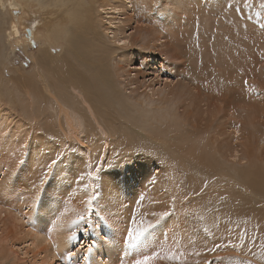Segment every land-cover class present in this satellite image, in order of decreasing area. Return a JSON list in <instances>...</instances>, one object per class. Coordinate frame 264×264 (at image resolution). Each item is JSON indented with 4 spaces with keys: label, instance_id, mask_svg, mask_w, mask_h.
I'll return each instance as SVG.
<instances>
[{
    "label": "bare ground",
    "instance_id": "bare-ground-1",
    "mask_svg": "<svg viewBox=\"0 0 264 264\" xmlns=\"http://www.w3.org/2000/svg\"><path fill=\"white\" fill-rule=\"evenodd\" d=\"M9 8H13V10ZM15 10H22L20 12L29 17L28 21H22L27 27L25 28L22 23L19 26L17 22H8L6 24L8 27L4 31L5 38L7 40L15 39L18 42L20 31L28 28L25 35L27 38L31 36L28 40H39L40 42L42 50L39 59L43 51L49 58H52L53 51L58 48L62 51L61 56L66 61L65 63L69 61L65 59H72L73 63L74 58L86 55L85 51H81L82 45L87 41L84 37L90 38L91 41L95 40L94 46L88 49L86 58L90 60L92 66H96L94 69L100 77L99 80L91 71L83 73L78 79L68 80L76 100L80 98L77 103L82 113L75 108L76 103L70 101L72 98H69L68 93L56 94L51 89L50 81H43V84L40 83L42 87L37 86L39 90L30 91L25 87V82L28 79L21 78L25 89L19 95L24 97L23 100L18 98V83L9 81L11 87L15 88L16 100L19 99L20 104L26 105L22 111L30 117L32 128L38 126L37 123L42 120L40 122L42 127L35 130V133H40L41 130L47 132L52 129L55 131L54 133H59L58 136H70L75 141H79V134L84 128L92 126V121L95 124L94 131L96 134L99 132L101 137L88 144L82 141L80 145H83V149L77 150L81 154L84 153L85 160L89 162L91 153L104 154L105 146L108 145L107 137L110 136L108 131H114V129L116 131L119 114H124L125 120L130 118L134 121L133 123L141 125L142 130L149 129L148 131L151 132L154 139L149 133L133 130L136 132L134 136L136 138H133L131 142L134 144L136 141L137 145L131 149L135 150L130 148L126 150L116 161L118 163H115L109 171L121 177V179L118 178L121 194L118 197L121 202L123 200L121 198L124 196L123 192L128 191L131 187L130 177L125 178L122 175L128 172H131L129 174L138 172L142 177L137 182L144 184L149 193L144 195L141 200L143 202L139 204L138 214L141 211L142 214H148L146 222L149 219L156 221L157 215L164 211L168 212L170 207H175L177 210L178 207L175 203L185 196L180 188L176 187L177 175L171 165L175 160L180 166L182 164L183 170L190 169L186 163H191L194 168L207 172L212 171L213 173L217 169V171L231 173L229 180L233 186L221 194L224 195L223 198L226 202H222L221 198L217 203L215 201L214 194L223 191L215 189V186L220 184V179L216 178L206 181L204 184L200 183L193 188L196 198L202 197L201 200H205L210 197L212 203L207 201L203 205L201 201L202 204L184 206L189 207L188 211L183 208L185 214L190 212L187 214L188 219L186 217L185 223L183 219L186 215L179 218L186 224L187 229L178 230L181 229L177 228L178 224L174 228L176 223H172L173 228L181 231L179 233L175 230L179 233L180 238L187 230L186 234L191 231L188 235L193 242L188 239L189 237H182L187 238L188 243L191 242L189 246L192 249H198L196 254L190 257L192 261L189 264H222L226 259L224 252L230 254L231 260L241 261L243 264H264V198L259 201H256L255 198L253 202L238 204L235 198L236 194L232 192L239 187V185L236 186V178L242 171L245 172L246 168L264 170V152H262L264 147L262 148L263 144L260 146L257 143L260 138L256 139L257 142L254 139L257 127L258 130H261V126L264 125V0H0V24L3 20L2 12L10 15ZM45 14L49 15L46 16L47 20L45 17L44 19L41 17ZM40 30L44 33L41 34ZM78 30L80 33H76ZM22 31L24 32V30ZM195 48L197 53L193 54ZM3 49L0 43V67L4 70ZM93 51L96 53L93 54ZM198 56H200V60H198ZM107 65L110 71L107 69ZM36 72L37 70L33 73L34 85L39 83V74ZM19 89L21 88L19 87ZM2 92L0 81V97L3 95ZM7 95L9 96L8 101L11 103V91H8ZM34 104L36 105L34 106ZM42 104L50 114L39 112V107ZM108 107H111L112 110H108ZM5 111L7 109L0 104V183L3 182V184L6 183L5 179L7 178L3 179V175L7 176L13 171L12 166L5 159L15 155L19 156V146L27 144V140H29L27 137L30 136V133L32 134L30 127L27 131L22 130L25 124L14 121L15 116L13 114L9 116ZM43 118H45L44 123ZM125 125L127 127V124L124 123ZM22 133L24 135L20 136ZM259 134L257 137L260 136ZM90 135L91 132L87 134V139ZM36 136L35 139L38 138L37 134ZM97 141L102 142V146ZM101 149L102 151H100ZM33 150L35 151V148ZM31 152L36 158L34 159L40 161L38 153ZM29 158H31L30 154ZM64 159L66 158L64 157ZM44 160L46 161V159ZM67 160L69 161L68 158ZM64 164L67 163L64 161ZM48 167L46 165L43 171V173L47 171V176L50 172ZM152 167L158 169L155 174H152ZM53 168L55 169V167ZM257 172L258 170L255 171V173ZM219 175L221 174L219 173ZM211 176L216 177L215 174H211ZM64 177V181H67L66 176ZM257 179L259 180V178ZM55 180L63 179L56 178ZM7 188L6 190H8ZM77 188L79 189V186ZM159 192H162V195ZM242 192L245 194L244 197L250 198L253 195L251 190H247V187H243ZM34 193L31 196L28 195L29 197L25 193H21L17 199L19 209L20 207L26 210L30 209ZM138 194L136 195L138 196ZM46 195L57 210L67 209L66 207L70 205L50 191H47ZM166 195L177 201L171 204L167 202V199L165 202L164 196ZM147 197L148 199H146ZM229 198L231 200L233 198L235 201L229 203ZM36 200L34 201L36 202ZM35 202H32V205ZM23 211L25 210L18 212ZM14 212L16 210L13 213L9 212L11 216H7V219L12 220H10V224L18 225V222H23V220H18L16 217L18 215ZM6 213L8 214V211L0 205V217L4 218ZM44 216L42 214L39 217L40 221H44ZM66 218L65 215L57 212L52 221L62 224L61 222H65ZM40 221H38L39 224H42ZM175 222L180 221L176 220ZM159 224L160 222L157 223V225ZM167 224L170 225L169 222ZM101 225L99 222H95L93 225L96 231L103 230L104 236L93 241L95 254L89 264H113L115 261L118 262L117 258H120L118 251L121 254L129 253L125 249H128L126 245L123 248L117 238H111L114 233L117 234L115 230L111 228L114 233L109 236ZM167 226L166 228L162 225L158 226L160 228L156 231L164 232L163 235L168 234ZM39 227L40 225L34 227L33 234L29 235L25 232L26 230L21 229L20 225L18 226V233L27 234L30 237L29 250H32L36 243L45 244V240H41L42 237L38 236V230L41 228ZM48 230L51 240L55 236V232L49 228ZM30 233L32 232L30 231ZM166 236L167 241L171 240L169 237L171 235ZM219 238L226 239L227 242L226 240L223 242L222 239L221 242L229 245L226 244L228 247L224 246L215 253L216 251L209 244L217 243ZM0 240L7 241V238L2 237V231H0ZM173 241L175 244L177 243V240ZM181 241L183 240L181 239ZM185 241L184 243L187 242ZM243 241L246 243V248L241 250L240 244ZM46 242L48 243L47 240ZM86 243L87 238L85 237L82 245ZM8 245L9 247L13 246L10 243ZM56 247L60 248L57 245L54 249H57ZM184 249L182 252L185 251ZM261 249L263 250L260 253ZM10 250L12 251V249ZM85 250L77 248L73 253L68 250L60 254L62 255L59 256L61 263L84 264L83 260L87 254ZM140 250V248L136 249L138 254H140ZM43 252L45 251L41 250L40 253ZM12 254L18 260V252L12 251ZM138 254L134 255V260L139 258ZM46 256L48 255L46 254ZM49 256L54 258L50 254ZM103 256L105 259H102ZM79 261L81 262L79 263ZM230 264L236 263L230 262Z\"/></svg>",
    "mask_w": 264,
    "mask_h": 264
},
{
    "label": "rangeland",
    "instance_id": "rangeland-1",
    "mask_svg": "<svg viewBox=\"0 0 264 264\" xmlns=\"http://www.w3.org/2000/svg\"><path fill=\"white\" fill-rule=\"evenodd\" d=\"M9 9L13 10V8H9ZM20 11L22 12V10L12 11V13L10 15L6 14V12L1 13V15L3 14V17H2L3 20H2V24H0V43L4 48L3 54L5 56V64H4V70L0 67V81H1V89L3 91L2 92L3 95L0 97V104H2L3 108L7 109V111H5V112L8 113L9 116L11 114H13L15 116L14 121H20L23 124H25V126L22 128V130L27 131L28 127H30L32 134L33 133L34 134H33V136H31L32 134L30 133V136L27 137L29 139V140H27L28 141L27 144H25V145L22 144L19 146L20 148H18V152L20 151L22 156L20 155V153H18L19 156L15 155L13 157H8L5 159L6 162L10 163V165L13 168V171L11 173H9L7 176L3 175V179L7 177L5 179L6 183L4 182L5 184H3V182L0 183V184H2V185H0V189H1L0 190V205L2 206V208L4 210L8 211V214L6 213L4 218H3V216L0 217V231H2V237L7 238L6 242L0 240V264H62L60 257H59L62 255H60V254L65 253L68 250H70L69 252L73 253V252H75V250L77 248H79L80 250L86 249L85 251L87 254L84 257L83 262H84V264H89V262H91V260H92L91 258H93L94 254H95V247L93 245V241H95L96 239L103 238V236H104L103 230L96 231L93 228V225L95 222L101 223L102 224L101 226L103 227V229H105V231L109 234V236H111L114 233V231H111V228H113L117 234L114 233L111 236V238H113V239L117 238L120 241L123 248H125V245H126L125 240H126V236H127V231L129 229V227L131 226L132 219L135 217V219L138 222L143 221V220L145 221L148 219V214H146V215H145V213L142 214L143 213L142 211H141V213H139L140 216L138 214L139 204L140 203L142 204V202H143L141 200L143 199L144 195H148V193H149L144 184H142L141 182L140 183L137 182V180H141V178H142L139 176V173L137 172L135 174H129L131 172H128V173L122 175L125 178L130 177L129 179H130V185H131V187L129 188L128 191L126 190L125 192H123L124 196L121 199H123L125 201L122 200V202H123L122 203L121 200H119V197L121 195L120 194V188H119V185H120L119 179H121V177H119L116 173L109 172L110 169L115 165V163H118L116 161L119 160V157L126 150H129V148L131 149L132 147L137 145L136 141L134 142V144L131 142V140L133 138H136V137H134L136 135V132L133 130H136V131L140 130L141 131L143 129V127H141V125H139L138 123H133L134 121L130 118H129V120L128 119L125 120L124 114L123 115H122V113L119 114L118 119H117V124H116L118 127H116V131L114 129L115 133H114V131H108V134L110 135V136L107 135L109 147H108V145L105 146L103 155L99 154V152L91 153V159H89V162L87 160H85L84 153H82V154L79 153V151H80L79 149H81V150L83 149V147H82L83 145H80V143L83 141L85 144H88V143H91V142H94L95 140H97L98 137H101L99 132H97V134H96V132L94 131L95 130L94 129L95 124L91 120L90 121H91L92 126L84 128V130H82V133L79 134V136H80L79 141H75L70 136H65V137L58 136L57 134H59V133H54L55 131L52 129L47 130L48 133L45 132L46 130H44V131L41 130L40 133L39 132L35 133L36 132L35 130L42 127L40 125L41 124L40 122H42V120H40L41 119L40 118L39 119L40 121L38 122L39 124L37 123L38 126L32 128V121L30 120V117L27 116V114L22 111V109H24V107L26 105L19 103V101H20L19 99H21V100L24 99V97L20 96L19 94H21L20 93L21 91H24L25 87L27 89H29L30 91H36L38 89L37 86L42 87L41 84H43V81H45V82H46V80L50 81L51 82V89L54 90V92L56 94L68 93L69 98H72V99H70V101L75 102L76 103L75 108L78 110V112L82 113L81 112L82 110L80 109V106L77 103V101L78 102L80 101V98L78 97L79 99L76 100V96H74V92H72V90L69 87L68 80L70 81V79H78L80 77V75L82 76L83 73L85 74L88 71H91L93 73V75L98 78V80L100 77H99V75H97V73L94 69V67H96V66H92L90 60H88L86 58L88 55L87 54L88 49L90 47L94 46L95 40L91 41L90 38L88 39V38L84 37L87 41H85V43L82 45L81 51H85L86 55L84 57H83V55L79 56L80 58H77V59L74 58L75 61L73 60L74 61L73 63H72V59H65V60H69V61H67L68 63H65L66 61H64L63 57L61 56L62 51H60V49H58V48H56L55 51H53V57L52 58H49V56L46 54V52L43 51V53L41 54V58L39 59L38 57H39L41 50H42L40 47V42H39V40H31L30 41V40H28V38H30L31 36H28V38L25 36L26 30L28 28L25 29L27 26L24 23H22V21L23 20L28 21L27 19H29V17L25 16V14L21 13ZM32 13H34V12H32ZM46 16H49V15L45 14V15H42L41 17L44 19V17L46 18ZM21 18H24V19H21ZM5 19H7V20H5ZM47 19L48 18H46V20ZM11 21L17 22V24L19 26L21 23L23 24V26H25V28L22 29V30H24V32L20 29L22 32L20 31V36L17 38L18 42L15 39L7 40L5 38V32L4 31H6V29L8 27L6 24H8V22H11ZM18 21H20V22H18ZM2 33H4V34H2ZM40 33L42 34L44 32H42V30H40ZM76 33H80V30H78ZM2 37H4V38H2ZM24 38L26 39V41ZM63 51H65V49H63ZM95 53L96 52L93 51V54H95ZM194 53H197L196 48L193 50V54ZM39 60H41V61H39ZM198 60H200V56H198ZM80 61H82V62H80ZM69 62L72 64H70ZM44 63H46V64H44ZM73 66H74V68H72ZM41 68H43V69H41ZM65 68L68 71H65L66 70ZM107 69L110 71L108 65H107ZM36 70H37L36 73L39 74L38 85L33 84V77H34L33 73H35ZM42 70L44 73L42 72ZM71 71H73V72H71ZM42 73H43V75H42ZM14 78H15V80H12ZM21 78L28 79L25 82V85H26L25 87H24L23 83H21V80H22ZM9 81L18 83V98H19L18 101L15 98V96H16L15 88L13 86L11 87ZM21 86H23L24 88ZM19 87L21 89H19ZM45 88H47V87L45 86ZM8 91H11V99L13 100V101L11 100V103L8 101V99H9V96L7 95ZM35 105L36 104H34V106ZM6 106H9V107H6ZM53 108H55V105H53ZM29 109H30V107H29ZM107 109L112 110L111 107H108ZM34 112H36V111H34ZM39 112H44V113L46 112L47 114H50L49 110L45 108L44 104H42L39 107ZM34 114H36V113H34ZM44 119L45 118H43V123L45 122ZM124 123L127 124V127H126V125L124 126ZM131 124H133V125H131ZM131 127H134V128H131ZM259 128H260V126H259ZM263 128H264V125L261 126V130L260 129L258 130V127H257L256 133L254 134L255 141L257 142L259 140L257 143L260 144V146L263 144L262 148L264 147V134H263L264 129ZM148 130L149 129L145 128V130H142V131L149 133L150 136L153 138L151 132ZM80 131H81V129H80ZM262 131H263V133L259 134ZM89 132H91V135L87 139V134H89ZM24 133L20 134V136H23ZM36 134L38 135L37 139H35L37 137ZM52 134H54V135H52ZM258 134L260 135L259 137H257ZM40 136H42V137H40ZM57 136H58V138H57ZM258 138H260V139H258ZM44 139H46V140H44ZM256 139H258V140H256ZM97 142H98V144L100 143V145L102 146V142H99V141H97ZM40 143H42L43 145ZM65 143H66V145H65ZM139 144H144V143H139ZM96 145H97V143H96ZM32 148L33 149L35 148V151ZM40 149H42L41 150L42 152L40 151ZM77 150H79V151L77 152ZM131 150H135V149L133 148ZM31 151L38 153V155H39L38 158L40 157L39 158L40 161L35 160L36 158L33 156V153ZM100 151H102V149ZM262 152H264V148H263ZM67 153L69 155H66ZM29 154H30L31 158H29ZM71 155H73V156H71ZM67 156H69V157H67ZM64 157L66 159H64ZM67 158L69 159V161L67 160ZM166 158H167V156H166ZM44 159H46V161ZM53 161H55L56 164L53 163ZM64 161L67 164H64ZM17 162H19L18 165H17ZM51 162H52V164H51ZM60 162H62L63 164ZM185 162H188V161H185ZM182 163H183V161H182ZM48 164L51 165L52 170H50L49 175L47 176L48 178L47 177L43 178V174H45V173H43L44 167L46 165L49 166ZM66 165L68 166L67 168L65 167ZM171 165H173L172 169L175 172V174L177 175L176 187L177 188L179 187L181 192L185 196L183 199H180L178 203L176 202L177 201L176 199L168 197V195L164 196V199H165V202L168 199L167 202L168 203L170 202L171 204L176 202L175 205L178 207L179 210L178 209L176 210L175 207H170L168 209L169 210L168 212L164 211V213L157 215L158 218L155 219L156 221H154V220L151 221V219H149L151 222L148 220L147 223L153 224L154 225L153 228H155V229H153V228L150 229L143 236V238L137 244V247H135L134 249L125 248L127 251H129L128 254L127 253L121 254L118 251V257H120V258H117L118 262L115 261V263H113V264H116V263L117 264H127V261H128V264H131L132 261L134 260L133 259L134 255L136 253L138 254L136 249H139V248L141 249L140 254H138L139 257L142 255H150L153 252L158 251L161 253H175L180 258L179 261L174 260L176 262H173V261L169 262V260L157 259L156 264H160V263L161 264H167V262H168V264H170V263L171 264H189L192 261V260H190V257L194 256L196 254V252L198 251V249H192V247L189 246V243H191V242L188 243V241L189 240L192 241V240L188 234L191 231H189L186 234V232L188 231L187 230L186 232H184L183 235L180 234V235H182L181 238L179 236V233H181V231L179 232L178 230H182V229L186 230L187 229V226L185 224L186 223L185 220H186V217L188 219L187 214L190 213V212H188L187 214L184 213L185 211L189 210V207H184V206H190V205L193 206L192 204H195V205L197 203L202 204V202L204 205V203L207 201L212 203L210 197H207L205 200H201L202 197L196 198V192H193V188H195L200 183L204 184L206 181H209L211 179H216V178H218V180L220 179V181H219L220 184H217L215 186V189L223 190V191L220 193L214 194L215 201L217 203L221 198L222 202H226L225 199L223 198L224 195H221V194L224 191H226V189L227 190L231 189L233 186V185H231L230 180H229V178H230L229 176H231V173H228L226 171H223V172L217 171V169H215L213 171V173H212V171L207 172V171L202 170V169L194 168L191 165V163H186V165L190 169L185 168V170H183L184 168L181 167L182 164L180 166V164H177L176 160H175V162L171 163ZM53 167H55V169L56 168L57 169L55 170ZM58 170L59 171L62 170V171L59 172ZM187 170H188V172H186ZM245 170H246L245 172L242 171L240 173L239 177L236 178L238 180V181L236 180V186L238 187V185H239V187L236 188L235 190H232V192L236 194L235 198H236V201L238 204H246V203L253 202V201H255V198H256V201L262 200V198H264V195H263L264 194V192H263L264 191V184H263V182H264L263 181L264 180V174H263L264 170H262L263 172L259 169H252L251 170L250 168H246ZM256 170H258L257 173H255ZM71 171H72V173H71ZM151 171H152V174H155L158 171V169H156L155 167H152ZM249 171H250V173H248ZM13 172L15 175L12 174ZM52 172H54V173H52ZM259 172H262V173H259ZM50 173H52V174H50ZM88 173H92V176H93L92 179L93 180L91 178H89ZM207 173H210V174H207ZM219 173L221 175H219ZM211 174H213V175L215 174L216 177L213 176L214 177L213 178L211 176ZM256 174H258V175H256ZM62 175L66 176L67 181H64L65 177ZM56 176H58V177H56ZM60 176H62V177H60ZM217 176H219L221 178H219ZM224 176H226V177L223 178ZM259 176H261V177H259ZM40 177L45 179V183L43 185H40V180H41ZM55 177L57 179L59 178V179H63V180H59V181L55 180L56 179ZM199 178H200V181H199ZM204 178H206V179H204ZM257 178H259V180ZM8 179H10L9 180L10 182L8 181ZM249 179H251L252 182ZM61 181H63L64 183ZM191 181H194L196 184L194 182H191ZM224 181H225V183H224ZM254 181H256V182H254ZM259 181H261L262 184L259 183ZM60 182H61V184H60ZM248 184H249V186H248ZM90 185H91V187H90ZM240 185H242V186H240ZM262 185H263V187H262ZM37 186H39V187H37ZM78 186H79V189L77 188ZM7 187H9L10 189H8ZM243 187L244 188L247 187V190H251V192L253 194L252 196H250L251 199L247 196L244 197L245 194L242 192ZM260 187H262V188H260ZM6 188L9 191L6 190ZM56 188H61V189H56ZM80 189H82V190H80ZM237 190H239V191H237ZM47 191L54 193L56 196H58V198H60L61 200H64V202H68L70 205H68V207H66L67 209L62 208L64 211L63 210H57L54 203L48 199V197L46 195ZM32 192L33 193L35 192L34 196L32 198V202H35L34 200L37 199L36 202L33 203V205L31 202V207L29 210L23 209V207H20V209H19V207L17 206L18 205L17 199L19 198L21 193H25L27 196L28 195L31 196L33 194ZM126 193H127V195H126ZM159 193H160V195H162V192H159ZM136 194H138V196ZM90 196L94 197V200H93V203L91 205V210L89 211L88 206H86V205H87V201L89 200ZM127 198H128V200H127ZM161 198H163V197H161ZM146 199H148V197ZM234 201H235V199L232 198V200H231V198H229V203H232ZM125 202L128 204L126 205ZM51 203H53V204H51ZM189 203H191V204H189ZM121 206H122V208H121ZM15 207H17V208H15ZM48 207H50V208H48ZM110 208H112V209H110ZM118 208L121 210H119ZM183 208L185 209V211ZM18 209L20 211L21 210H25V211H23L24 213L18 212L19 211ZM107 209H110V210H107ZM134 209H137V210H134ZM14 210H16V212H14V213L16 215H18V216H16L17 219L23 220V222L22 221L18 222V225L17 224H14V225L10 224L11 219H9V220L7 219L9 216H11L9 212L13 213ZM44 210H47V211L44 212ZM181 210L183 211V213L181 212ZM61 211H63L64 213ZM57 212H60L62 215H65L67 217L66 221H67V219H69V221H67V222L62 221L61 222L62 224H60V222H59V224H56V222H53L52 219H53L55 213H57ZM174 213H175V215H174ZM19 214H21V215H19ZM40 214L45 215L43 218L44 221H42V220L40 221V218H39V217H41ZM162 214H164L163 219H160ZM80 215L85 216V218H86L85 223L82 224L79 228H76V229L70 228L69 225L72 224V221L76 220ZM179 217L180 218L184 217L183 221L185 223L183 221H181L182 219H180ZM172 220H174V221H172ZM176 220L180 221L181 223L175 222ZM38 221H40V223H42V224H39ZM37 222H38V225H40V227H41V228L39 227L40 230H38V236L42 237L41 240H43V239L45 240V244L40 245V244L36 243V245L34 244V248L32 250H29L30 248L28 246L30 244V240H29L30 237L27 234L18 233V226L20 225V227L23 231L26 230L25 232L29 233V235H32L34 227L38 226L36 224ZM159 222H160V224L157 225V223H159ZM168 222L170 225L167 224ZM172 223H176V224H174V226L178 224L177 225L178 227L177 226L174 227ZM183 223H184V225H183ZM48 225H50V226H48ZM155 225H157V226H155ZM161 225L164 228H166L167 225L169 227H171V228H169L167 226V229L169 232L168 234L163 235L164 232L159 233L160 230H159V232L156 231L157 229L160 228L158 226H161ZM164 225H166V226H164ZM184 226H185V228H184ZM173 227L174 228L177 227V228H181V229L177 230V229H174ZM48 228L55 232V236L53 238H51V240L49 238L50 233H49ZM66 229H68V230H66ZM28 230H30L32 233H30V231H28ZM175 230L179 233H177ZM74 231L77 233V238L75 240H70ZM171 231H173V232L170 234ZM68 232H70V233H68ZM174 233H176V234H174ZM39 234H41V235H39ZM114 235H115V237H114ZM117 235H118V237H117ZM161 235H163V236H161ZM169 235H171V236H169ZM165 236L170 237L171 240H168L170 242L169 243L170 245L168 244V241H167L168 238H165ZM39 237H38V239L40 240L41 237L40 238ZM85 237L87 238V243L85 245H82L85 241ZM120 237H122V239H120ZM182 237H187V238L189 237L188 238L189 240L187 238H182ZM52 239H54V240L52 241ZM181 239L183 241H181ZM221 239L223 240V238H219L218 242L215 244H209L212 247V249L216 251L215 253H217L219 251V249L223 248L224 246L228 247V246H226V244L229 245L228 243H223L226 239L223 240V242H221ZM46 240L48 241V243L46 242ZM55 240H57V241H55ZM173 240H175V241L177 240L176 242L179 243L180 245H178L177 243L175 244ZM184 241L186 243H184ZM226 242H227V240H226ZM8 243L12 244L13 246L9 247ZM181 243H183V244H181ZM55 244H57L60 248L56 247L57 249H54V247L57 246ZM181 245H184V246L186 245L185 247L183 246L185 249ZM214 245H216V246H214ZM240 245H241L240 247L242 248L241 250L246 248L245 241H243V243H241ZM10 249H12L13 252H18V260L14 258V255L12 254V251ZM183 249L186 251V252L183 251L185 253L182 252ZM41 250H44L45 252L40 253ZM63 250H64V252H63ZM262 250L263 249L259 250L260 253L262 252ZM27 251H28V253H27ZM46 254L48 256H46ZM49 254L54 256V258H51L49 256ZM182 254H184V255L182 256ZM224 254L226 255V259H225L224 263H222V264H230V262L231 263L235 262L236 264H243L241 261L231 260L229 253L224 252ZM130 257L132 258V260ZM102 259H105V257L103 256ZM123 259H125V260H123ZM126 259H129V260H126ZM80 262L81 261H79V263ZM122 262H124V263H122ZM107 264H111V263H107Z\"/></svg>",
    "mask_w": 264,
    "mask_h": 264
},
{
    "label": "snow or ice",
    "instance_id": "snow-or-ice-1",
    "mask_svg": "<svg viewBox=\"0 0 264 264\" xmlns=\"http://www.w3.org/2000/svg\"><path fill=\"white\" fill-rule=\"evenodd\" d=\"M55 163V161H53ZM51 170V165L48 167V171ZM89 178H92V173H88ZM43 177H47V171L43 175ZM45 183V179L40 180V185ZM39 187V186H37ZM94 197H89L87 201L88 210H91V205L93 203ZM164 214L161 215V219H163ZM85 216L80 215L76 220L72 221L70 228L76 229L79 228L82 224L85 223ZM154 227L153 224L147 223L146 221H137L135 217L131 221V226L127 231L126 236V246L129 249H134L139 241L143 238V236ZM77 238V233L74 231L73 235L71 236L70 240H75ZM157 259H164L169 261H178L180 258L175 253H161V252H153L150 255H142L139 258L132 261V264H156Z\"/></svg>",
    "mask_w": 264,
    "mask_h": 264
}]
</instances>
